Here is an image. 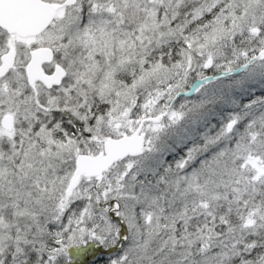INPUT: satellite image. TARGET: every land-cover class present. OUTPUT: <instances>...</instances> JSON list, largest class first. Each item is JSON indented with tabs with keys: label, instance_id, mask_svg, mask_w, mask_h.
Returning a JSON list of instances; mask_svg holds the SVG:
<instances>
[{
	"label": "snow or ice",
	"instance_id": "snow-or-ice-1",
	"mask_svg": "<svg viewBox=\"0 0 264 264\" xmlns=\"http://www.w3.org/2000/svg\"><path fill=\"white\" fill-rule=\"evenodd\" d=\"M0 264H264V0H0Z\"/></svg>",
	"mask_w": 264,
	"mask_h": 264
}]
</instances>
